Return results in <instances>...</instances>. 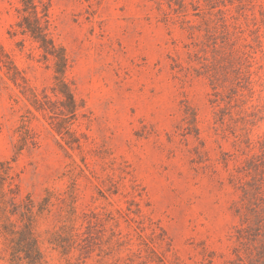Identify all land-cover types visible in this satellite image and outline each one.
<instances>
[{
  "label": "rangeland",
  "instance_id": "374dc122",
  "mask_svg": "<svg viewBox=\"0 0 264 264\" xmlns=\"http://www.w3.org/2000/svg\"><path fill=\"white\" fill-rule=\"evenodd\" d=\"M0 264H264V0H0Z\"/></svg>",
  "mask_w": 264,
  "mask_h": 264
}]
</instances>
